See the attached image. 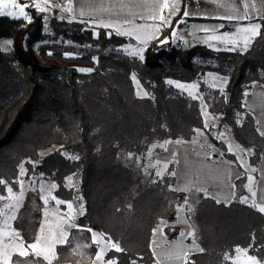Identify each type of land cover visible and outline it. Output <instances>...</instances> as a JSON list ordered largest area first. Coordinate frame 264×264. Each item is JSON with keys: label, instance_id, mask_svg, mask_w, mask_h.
Returning a JSON list of instances; mask_svg holds the SVG:
<instances>
[{"label": "trees", "instance_id": "obj_1", "mask_svg": "<svg viewBox=\"0 0 264 264\" xmlns=\"http://www.w3.org/2000/svg\"><path fill=\"white\" fill-rule=\"evenodd\" d=\"M53 1L63 11L70 4ZM190 1L179 0L176 14L163 29L165 38L148 44L143 59L117 50L131 41L125 36L105 27L94 35L86 21L56 16L48 36L53 41L39 44L36 53L34 44L47 37L45 12L30 4L26 17L0 14V39L12 40L11 49H0V180L6 181L0 193L7 183L17 189L16 177L24 163L27 175L48 178L56 184V197L80 208L68 243L56 246L51 264H91L98 250L93 230L122 249L107 251L105 258L114 264H157L150 245L153 230L162 219L174 221L180 205L194 233L188 241L203 249L188 253V264H233L237 248L264 261V213L241 202L245 174L234 181V198L217 203L196 188L170 190L175 189L173 162L161 176L144 168V156L156 142H190L205 126L199 99L168 80L193 82L207 72L226 78L222 87L206 89L204 95L215 118L205 129L207 142L225 149L214 136L225 131L250 152V166L256 167L264 156V136L244 103L252 84H264V17L258 34L243 50H216L187 39L174 43L172 34ZM132 76L147 96L135 93ZM69 176L75 185H67ZM43 208L40 191L28 190L12 221L22 242L36 239ZM163 231L172 240L181 228L167 225ZM10 264L47 261L33 252L14 253Z\"/></svg>", "mask_w": 264, "mask_h": 264}, {"label": "crops", "instance_id": "obj_2", "mask_svg": "<svg viewBox=\"0 0 264 264\" xmlns=\"http://www.w3.org/2000/svg\"><path fill=\"white\" fill-rule=\"evenodd\" d=\"M164 2L165 0H70L68 8L64 12L66 13L67 20L80 19L94 26L95 29L103 27L105 24H110L113 27L105 28L113 33L118 34L117 28L120 33L131 32V35H118L125 36L131 40L129 43H134L136 39L135 30H140L141 34H145L148 31H155L157 34L160 31H157V28H161L162 22L158 18L153 19V16L158 17L162 14L165 17L174 11L176 14L179 0H175L174 2L175 9L168 7L164 8L161 12L159 5ZM167 3L170 5V0H167ZM185 12H188V15H185ZM184 13L181 23L187 21L190 27V37L194 38V41L191 40L192 42L204 44L216 50H243L250 44L247 43V46H245L246 42H251L256 36L246 31V29L254 25H259L260 27L259 20L261 17H264V0H192L184 6ZM144 47H147V45ZM244 103L245 107L255 117L258 129L264 131V84H252L246 91ZM165 142L162 141V144H158V146L161 147L163 145L164 147H161L162 151L157 153L156 159L168 162L172 155H175L176 162L173 170V173H175L173 185L175 189H179L177 183L184 171H198L196 167L200 165L201 168L199 169H203L204 164L209 163L210 165H214L215 171L212 173L213 175L205 181H192L191 185L184 189L202 188L217 201L229 202L234 198L235 179L245 174L246 194L243 197H247V203L251 205L253 200L257 203H264V156H262L256 167L250 166L248 163L247 166H243L233 160L220 164V162L209 161L208 157L203 154L198 155L194 153L195 146L192 143L170 142L166 144ZM225 173H228V175L223 190L212 192V186L218 188L219 176L222 179ZM250 176L253 178L251 181V191L246 187L250 183ZM214 177L215 179L212 180ZM252 193H256V195L253 196ZM167 225L179 226L181 233L185 235L182 236L180 233L176 239L169 240L163 231V228ZM155 229L158 230L155 233L153 231L150 245L157 264H185L183 260H172V258H169L166 249L168 252H175V254L183 251H187L188 253L198 252L201 249L196 242L188 241L187 239L189 237L187 233L191 232V228L185 216L181 220L176 218L174 221L165 222L162 226L158 224ZM94 231L96 230L92 231V237ZM98 239L104 243L107 241L104 236H99ZM35 240L29 244H34ZM107 242L104 248H102L104 250L102 260L95 261L96 254L102 250L99 248L100 245L97 242L98 250L91 264L94 261L95 264H109V261L114 264L112 259L105 258L107 251L112 248V245ZM12 254H14L13 251L10 253V256ZM247 256L252 255L235 252L231 260L233 264H250ZM257 261L259 260L257 259ZM259 264H264V261H259Z\"/></svg>", "mask_w": 264, "mask_h": 264}, {"label": "rangeland", "instance_id": "obj_3", "mask_svg": "<svg viewBox=\"0 0 264 264\" xmlns=\"http://www.w3.org/2000/svg\"><path fill=\"white\" fill-rule=\"evenodd\" d=\"M18 2L21 4V6L25 4L27 5L40 4L41 7L46 9L44 11L45 12L44 14V33L46 34L47 37L44 40L38 41L34 44L33 49L37 53L38 52L37 47L39 44L44 43V42L53 41L48 37L50 34H52L51 33L52 31L50 28L51 19L54 16L58 18L66 19V13L60 7H53V5H57V3L56 2L54 3L53 0H47V2L46 0H18ZM174 2L175 0H170V7L171 5H174ZM174 7H171V8H174ZM0 12L5 13L6 15H8L7 13L15 12L16 15H18L19 9H14L12 7L11 2H9V6L7 8H0ZM10 16H13V15H10ZM172 17L173 16H171L170 13L165 16V20L168 22L167 25L169 24ZM86 24L88 27H91V28L94 27L87 22ZM165 27L166 26H163L161 23L160 31L157 34L155 31H148L145 34H141L140 30H135L136 31L135 42L128 43L126 45L118 47L117 50L129 56H136L138 58H140V55L142 54L144 58V52L146 48L144 46L150 44L153 41L164 39L165 35L163 34V29ZM189 28L190 27L187 21H183L182 25L177 27L172 34L173 42L177 43L178 41L182 39L194 41V38L190 37L191 34L189 32ZM97 32H98V29L97 28L95 29L94 27L93 34L97 35ZM137 37H139V39ZM9 40L12 41L10 38L0 39V49L1 50L6 51V50L11 49L12 43L11 44L5 43L6 41H9ZM60 40L61 39H58L57 42H61ZM63 43L67 45L76 46V52L79 51L78 50L79 47L75 45L73 42H70L69 40H65L63 41ZM130 53H135V54H130ZM133 77L135 76H132V79ZM168 81H172L173 83L171 84L169 83V84L177 88L179 91L183 92L184 94L189 95L190 97L199 99L200 110L202 112V116H203L205 124L207 123L209 126L215 122L214 116L208 111V106L204 100V95L206 93V89L222 87L226 82L225 77L217 73H214V72H207L202 78L198 79L197 81H193V82H183V81L172 80V79H169ZM133 83L135 87V93L137 95L139 93L140 96H145L143 94L145 92L147 93V91L140 85L136 77L135 79H133ZM178 84L183 85L184 87H177ZM205 129L206 128L204 126L203 128L199 129L200 130L199 133L196 131L194 138L190 142H188V143H192L195 146L193 150L194 153L198 155L203 154L204 156L208 157L209 161H212L215 163L220 162V164H225L229 160L228 154H233L235 156L233 161H237L241 165L247 166V162H248L247 156L250 152L242 148L235 140H233V138L230 136L229 133L225 131H218L214 133V136H216V138L225 145V149H223L222 147H218V146L216 147L207 142L208 137H207V133ZM164 141L186 142L181 139L164 140ZM158 144L160 145L162 143L156 142L146 152L144 156V168L146 170L153 169L156 175L157 173H162L163 175L168 171V166L171 162H173L175 166L176 157L175 155H172V157L168 160V162H164L160 159H156L157 153L155 152V148L160 147L158 146ZM229 145L233 147L234 151L232 152L228 151ZM48 150L49 149L42 150L40 151V153L43 154L44 152ZM165 165H167V168H165ZM197 168H198V171L189 170V171L183 172L182 177L179 179L177 183V187L179 189H184L185 187H188L189 185H191L192 181L200 182V181L208 180L211 177V175H213L212 173L215 171L214 165L212 164L210 165L209 163L206 165L204 164L203 169H199L201 168L200 165L196 167V169ZM22 170L24 171V175H21ZM227 175L228 173H225V176L222 179L219 176V180H220L219 187L216 188L212 186L213 187L212 192H214L215 190H219V191L223 190ZM69 177H71V180L68 179ZM69 177L67 178V185L68 186L75 185L76 182H75L74 177L73 176H69ZM214 179L215 177L212 180ZM16 182H17V189H14L10 184L7 183L5 192L3 194L0 193V196L5 197L4 199H0V250L7 251L9 256L12 251L13 253L19 254V251L24 250V249H28V252L35 253L33 249L28 247L31 244H26L20 240L19 235L18 236L16 235L17 234L16 229L12 226V221L15 218L20 206L22 205L25 194L28 190L38 189L41 193V196L44 198H47V203H45V200L43 199V202H44L43 217H42V221H41L38 233H37V237H40V243L37 245L36 251H41L42 249L50 248L51 245L49 241L53 240L54 238H60L62 232L68 234L69 229L75 225V218L80 212V208L76 207L72 201L63 200L55 196L54 190L56 188V184L54 182H52L51 180H49L48 178L44 177L41 174L27 175L24 163L20 164L19 172L16 177ZM53 185H55V187H53ZM9 187H11L12 189L11 193L8 191ZM41 187H43V191H41ZM21 191L23 192L22 196H21ZM58 201H60L61 203H58ZM69 204L72 205L71 208L68 207ZM184 208L185 207H183L182 211L184 210ZM183 216L184 214L181 213L180 211V219L178 220H181ZM165 222L167 221L162 219L159 222V226H162ZM94 234H95V241H97L100 245L99 248L100 249L104 248V245L108 240L105 241L104 243L100 239H98L99 236H103L102 233L99 231H94L93 236ZM36 241L37 239L35 240V243ZM107 243L108 244L110 243L111 245L113 244L110 241H108ZM21 244L23 245V248L20 247ZM57 245L58 244H56V246ZM54 251H55V248H54ZM166 251L168 255L170 254L173 256L175 255V252L174 253L168 252L167 249ZM45 254L48 255V259H46V261H47V264H49V260H51L53 257L52 251H48L47 253L42 252L40 256L44 257ZM2 259H3L2 254H0V261H2ZM172 260H174V258H172Z\"/></svg>", "mask_w": 264, "mask_h": 264}, {"label": "snow or ice", "instance_id": "obj_4", "mask_svg": "<svg viewBox=\"0 0 264 264\" xmlns=\"http://www.w3.org/2000/svg\"><path fill=\"white\" fill-rule=\"evenodd\" d=\"M9 2H11L12 7H13L14 9H19V14L16 15L15 12H10V13H7L8 15H13L14 18L26 17L25 9L28 8V7H30L31 5H27V4H25V5L21 6V4L18 2V0H0V8H7V7L9 6ZM46 2H47V0H46ZM35 7H36L39 11H41V12H43V11L46 10L45 8L41 7L40 4H36ZM53 7H59V5H53ZM159 7L161 8V12H162V10H163L164 8H168V7H170V5L167 3V0H165V2H164L163 4L159 5ZM171 7H174V5H171ZM0 14H5V13L0 12ZM184 14H185V15H188V12H185ZM171 15H175V12H172ZM152 18H153V19H157V18L160 19L161 22H162V25H163V26H167V23H168V22L165 20V17H164L162 14H161L160 16H158V17L153 16ZM103 27L111 28V27H113V26L110 25V24H105V25H103ZM258 29H259V25H254V26L250 27L249 29H246V31L251 32L253 35H257V34H258ZM159 30H160V29L157 28V31H159ZM116 31H117L118 34H127V35H131V32H128V33H120V31H119L118 28L116 29ZM110 34H111V33H110ZM137 38L139 39V37H137ZM166 42H167V39H165L164 41H161V43H166ZM5 43H6V44H11L12 41L9 40V41H6ZM247 43H250V41H247L245 46H247ZM130 54H135V53H130ZM140 58L143 59L142 54L140 55ZM81 71H85V70H84V69H81ZM87 71H91V69H87ZM133 79H135V77H133ZM168 83L171 84V83H173V82H172V81H168ZM177 87H184V86L178 84ZM138 95H139V93H138ZM143 95L147 96V93L145 92ZM207 127H208V124L206 123V124H205V128H207ZM196 131H197L198 133L200 132L199 129H197ZM257 131L260 132V135L264 136V131H261L260 129H257ZM165 143L167 144V143H170V142L166 141ZM176 143H180V141H176ZM154 147H155V146H154ZM161 147H164V146L161 145ZM237 147H238V146H237ZM165 150L167 151V149H165ZM228 151H230V152L234 151V149H233V147H232L231 145H229ZM131 155H132V154L130 153L129 156L131 157ZM173 155H174V154H173ZM21 168H22V166H21ZM165 168H167V165H165ZM253 171H255V170L253 169ZM21 175H24V171H23V170L21 171ZM157 175H158V176H159V175H162V173H157ZM172 175H175V173H172ZM68 179L71 180V177H69ZM252 179H253V178L250 176V177H249V181H250V183H249V185L246 186V187L249 188V191H251V181H252ZM5 183H6V181L0 180V184H5ZM53 187H55V185H53ZM170 190H173V191H186V190H188V189H172L171 186H170ZM195 190L198 191V192H199V191H204V189H202V188H196ZM8 191H9L10 193L12 192L11 187H9ZM41 191H43V187H41ZM22 195H23V192L21 191V196H22ZM205 195H207L206 192H205ZM252 195L255 196L256 193H252ZM4 198H5V197L0 196V199H4ZM17 198H18V197H17ZM42 199H44V200H45V203H47V198L42 197ZM53 199H54V198H53ZM247 200H248L247 197H242V198H241V202H242V203H247ZM58 203H61V202L58 201ZM217 203H220V201L218 200ZM184 204H185V205L187 204V198H185ZM251 206L254 207V208H256L259 212L264 213V203H257L255 200H253ZM68 207L71 208L72 205L69 204ZM183 207H184V205H180L179 208H178V214H177V218H178V219H180V211H182ZM157 230H158V229H154V230H153L154 233H155ZM88 231H91V229H88ZM16 235L18 236L19 234L17 233ZM181 235L183 236V235H185V234H184V233H181ZM187 235L192 236V235H194V233L189 232V233H187ZM93 242H95V234H94V236H93ZM39 243H40V237H37V241H36V243L31 244V245H29L28 247L31 248V249H33L36 255H41L42 252H43V253H47L48 251H52V255H53V258H54V257H55L54 248H55L56 244H65V243H68V234L62 232L60 238H54L53 240L49 241V243H50V245H51L50 248L42 249L41 251H36V249H37V245H38ZM20 247L23 248V245L21 244ZM112 247L115 248L116 251H122V249H120L118 243H114V244H112ZM199 250H200V251H203V249H199ZM103 251H104V250L102 249L101 252H98V253L96 254L95 261H100V260H102V258H103ZM236 252H237V253H244V254L246 255V254H247V249H240V248H237V249H236ZM0 254H2V257H3L2 261H0V264H10V256H9L8 252H7V251L0 250ZM19 255H20V256H27V255H28V250H27V249H24V250L19 251ZM188 256H189L188 252H187V251H183V252H177L174 256L170 254V255H169V258H174V259H176V260H183V261L185 262V264H188ZM44 258H45V259H48V255L45 254V255H44ZM228 258H229V257L226 255V256H225V259H228ZM247 260L250 262V264H259V261H257L256 257H253V256H247ZM95 261L93 262V264H95ZM49 264H51V260H49ZM109 264H112V262L109 261Z\"/></svg>", "mask_w": 264, "mask_h": 264}, {"label": "built area", "instance_id": "obj_5", "mask_svg": "<svg viewBox=\"0 0 264 264\" xmlns=\"http://www.w3.org/2000/svg\"><path fill=\"white\" fill-rule=\"evenodd\" d=\"M54 3H55V1H54Z\"/></svg>", "mask_w": 264, "mask_h": 264}]
</instances>
